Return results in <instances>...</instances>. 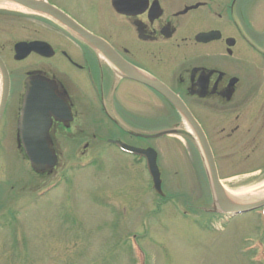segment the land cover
Masks as SVG:
<instances>
[{"label":"rangeland","instance_id":"obj_1","mask_svg":"<svg viewBox=\"0 0 264 264\" xmlns=\"http://www.w3.org/2000/svg\"><path fill=\"white\" fill-rule=\"evenodd\" d=\"M48 1L90 27L96 23L94 4H111ZM60 29L65 30L41 13L0 6V56L11 74V99L23 91L28 72L44 63L34 54L16 60L14 45L31 39L56 45ZM51 61L64 64L58 57ZM119 138L157 148L162 195L148 164L134 162L109 138L94 139L85 155L59 152L57 166L40 174L18 150L16 135L0 133V264H264V207L231 218L219 212L205 169L193 158L199 154L191 152L184 135ZM246 138L235 154L223 147L232 140L219 137L221 179L230 191H252L264 183V134L257 142Z\"/></svg>","mask_w":264,"mask_h":264},{"label":"flooded vegetation","instance_id":"obj_2","mask_svg":"<svg viewBox=\"0 0 264 264\" xmlns=\"http://www.w3.org/2000/svg\"><path fill=\"white\" fill-rule=\"evenodd\" d=\"M110 1L94 4L97 14L92 27L69 10L51 4L104 40L109 45L104 51L42 13L65 32L59 30L62 36L56 45L47 41L53 47L51 56L32 51L25 58L34 54L44 63L28 72L23 91L13 99L11 80L0 133L15 134L22 153L26 152L23 130L28 128L26 134L47 135L57 154L80 151L85 155L97 137L109 138L120 149L114 143L119 136L146 138L170 130L169 135L186 137L191 152L196 149L199 158H193L198 165L201 162L206 181L212 184L196 122L207 138L221 179L219 137L232 140L230 147H223L239 154L243 136L257 142L264 134V0ZM57 57L63 65L51 63ZM135 76L160 84L169 94ZM27 94L32 103L27 108L28 121L23 122ZM169 95L186 105L192 123L186 122ZM51 101L57 104L52 110ZM156 121L166 124L161 127ZM135 146L157 151L151 145ZM123 153L133 156L134 162H146L141 155Z\"/></svg>","mask_w":264,"mask_h":264},{"label":"water","instance_id":"obj_3","mask_svg":"<svg viewBox=\"0 0 264 264\" xmlns=\"http://www.w3.org/2000/svg\"><path fill=\"white\" fill-rule=\"evenodd\" d=\"M9 1L12 3H16L18 5H21L25 8H29L31 10L39 11L41 13H46V14L53 16L58 22L67 26L72 31L83 35L85 39H87L93 46H96L100 50L104 51V48L106 49L109 46L104 40L93 35L92 33H89L88 31L80 27L75 21H73L70 17H68L64 12H62L60 9L56 8L55 6L51 5L45 0H9ZM133 1L138 2L142 0H112V4H132ZM155 4H159L158 1H156ZM14 47H15V59L17 60L24 59L32 51L39 52L46 56H51L53 54V52H51V50L53 51L51 45L47 43L46 41H42V40L19 41L15 44ZM105 53L108 57H110L107 52ZM117 65L121 69H124V67L121 66L120 64H117ZM0 73H1V92H0L1 93L0 94V119H1L6 102H7V98L9 95V90H10L9 72L1 57H0ZM134 78L140 81H143L147 84H150L151 86L157 88L158 90H161L162 92H165V93L167 92L164 89V87H162L158 83L148 81L141 76L139 77L135 76ZM30 97L31 96L27 94L26 101H25V113L23 117V122L27 119V116H26L27 108L30 107L32 103ZM170 97L175 101L177 106L182 110L187 120L192 123L193 118L189 110L187 109L186 105L182 103L176 97L174 96H170ZM49 105H50L51 110L57 106V104L52 103V101L49 103ZM194 124H195L194 128L197 130L198 138L207 156L211 180H212V186H213V190L216 195V202H217V205L220 207L221 211L226 212V213H231V214H238V213L247 212V211L264 206V198L254 201V202L244 203V204H228L224 201V186L221 183V180L219 179V175L217 172V168L215 165V161L213 158L211 148L200 126L196 122H194ZM27 130L28 128H26V131ZM26 131L23 130L24 135L22 138H23V142L25 145V149L32 162L33 167L37 171H40V172L45 171L47 167H53L57 162V155L51 149L50 144L48 142L47 135L46 136L30 135V134H26ZM170 132H171L170 130L161 131L155 134L154 136L157 137V136L168 134ZM120 143L124 149L137 152V153H141L146 156L148 160L149 170L153 177L154 187L158 192L162 193V180H161V173L157 165L156 151L153 148H146V149L137 148V147H133L128 144H125L123 142H120Z\"/></svg>","mask_w":264,"mask_h":264},{"label":"bare ground","instance_id":"obj_4","mask_svg":"<svg viewBox=\"0 0 264 264\" xmlns=\"http://www.w3.org/2000/svg\"><path fill=\"white\" fill-rule=\"evenodd\" d=\"M0 6L4 7H22L12 3L9 0H0ZM0 89H1V74H0ZM30 119V118H29ZM264 198V183L254 190H244V191H230L224 188V201L228 204H244L257 201Z\"/></svg>","mask_w":264,"mask_h":264}]
</instances>
